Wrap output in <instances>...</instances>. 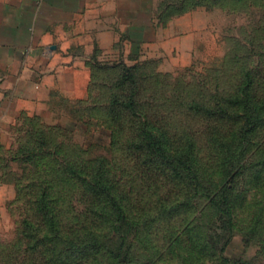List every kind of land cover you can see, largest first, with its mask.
<instances>
[{
	"label": "rangeland",
	"instance_id": "1",
	"mask_svg": "<svg viewBox=\"0 0 264 264\" xmlns=\"http://www.w3.org/2000/svg\"><path fill=\"white\" fill-rule=\"evenodd\" d=\"M191 8L0 144V264H264V0Z\"/></svg>",
	"mask_w": 264,
	"mask_h": 264
},
{
	"label": "crops",
	"instance_id": "2",
	"mask_svg": "<svg viewBox=\"0 0 264 264\" xmlns=\"http://www.w3.org/2000/svg\"><path fill=\"white\" fill-rule=\"evenodd\" d=\"M176 0H0V144L60 125L101 72L131 67L161 31L186 22ZM71 107L69 112L68 106ZM73 116H76L74 114ZM17 140H22L17 138Z\"/></svg>",
	"mask_w": 264,
	"mask_h": 264
},
{
	"label": "trees",
	"instance_id": "3",
	"mask_svg": "<svg viewBox=\"0 0 264 264\" xmlns=\"http://www.w3.org/2000/svg\"><path fill=\"white\" fill-rule=\"evenodd\" d=\"M132 67V66H131ZM131 67H123V68H121L120 69V71L118 72V74H117V77L118 78H122L123 80H125L126 78L128 79H130L131 77H132V73H131ZM116 77V78H117ZM115 78V79H116ZM116 82H114V84H115Z\"/></svg>",
	"mask_w": 264,
	"mask_h": 264
}]
</instances>
